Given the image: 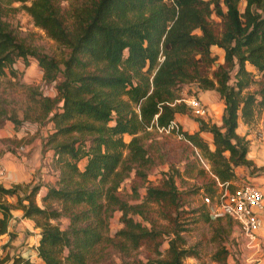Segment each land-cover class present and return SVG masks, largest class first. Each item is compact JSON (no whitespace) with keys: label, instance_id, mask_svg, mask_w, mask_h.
<instances>
[{"label":"trees","instance_id":"1","mask_svg":"<svg viewBox=\"0 0 264 264\" xmlns=\"http://www.w3.org/2000/svg\"><path fill=\"white\" fill-rule=\"evenodd\" d=\"M14 3L57 45L58 57L39 52L8 29L5 17L16 10ZM212 46L222 53L218 64ZM29 56L50 93L37 90L42 86L27 89L29 104L20 117L8 112L0 98V124L7 119L14 127L26 122L37 127L41 120L50 124L41 147L50 151L54 182L47 184L41 206L34 201L39 185L20 195V184H0V235L10 210L20 209L39 228L40 264H96L94 251L103 242L128 258L121 264H184L182 259L194 254L183 246L179 224L162 233L132 218H145L147 203L168 207V217L170 206L178 213L185 203L186 192L173 180L179 175L176 168L160 172L158 186L142 172L150 169L152 159L143 138L188 110L179 94L185 84L196 91L214 90L223 102L219 126L197 119L196 132L176 124L168 131L188 142L197 151L193 155L208 165L211 178L203 194L213 196L216 181L234 178L236 166L252 176L264 174V166L255 167L246 158L247 141L235 133L238 119L250 122L264 106V0H71L66 9L58 0H0V76L16 77L13 64ZM251 84L257 88L250 92ZM199 131L211 134L213 150ZM129 170L145 180L141 195L131 187L139 198L135 204L118 193L122 173ZM115 213L120 228L109 236ZM60 217L67 220L63 228L49 221ZM160 236L166 237L164 255L158 250ZM150 244L157 256L129 258L132 250ZM10 264L35 263L13 256Z\"/></svg>","mask_w":264,"mask_h":264},{"label":"rangeland","instance_id":"2","mask_svg":"<svg viewBox=\"0 0 264 264\" xmlns=\"http://www.w3.org/2000/svg\"><path fill=\"white\" fill-rule=\"evenodd\" d=\"M70 1L71 0H58V3L61 7L66 9ZM12 6L16 7V10L9 11L5 17L8 29H10L17 38L22 39L27 45L36 48L39 52H45L54 57H58L61 52L57 45L47 38L40 29L33 26L30 17L22 9H19L17 3L12 4ZM215 64H218V60L215 61ZM245 67L247 70L255 73V70L250 65L246 64ZM13 68L16 70V77H11L8 73L7 75L0 76V98L5 99L4 107H6L8 112L11 111L20 117L21 111L23 112L25 106L29 104L26 94L27 89L31 88L35 90L42 86V89L37 90L44 93H50V90L48 87L45 88L44 84L41 82V71L33 57H27L25 63L19 58L13 64ZM254 77L258 78L257 75ZM256 88V84H251L247 90L251 92ZM193 89V86L183 85L179 90L182 100L193 96L191 92ZM185 95H187V97ZM183 102L185 103V101ZM204 105L208 114V108L206 104ZM207 114L202 118H207ZM260 114L261 118H264V106L258 109L255 118L259 119ZM185 115L191 121H194V119H201V117L193 116L189 109ZM254 119L250 122L243 123L249 124L254 122ZM35 127L36 126L33 127L28 124V122L20 124L19 127H14L8 119L0 124V163L2 161H10L7 164L9 167L12 166L15 169L19 166L29 168L32 176L31 181H35L36 178L38 179L33 184L30 182L22 183L19 187L20 195H22V192L25 191L27 187L36 185V183L40 181L38 174H44V180H46V182H54L53 171L49 168L50 153L46 150L42 151L41 140L39 141V137L41 136L42 138L48 132L50 124L45 120H41L40 124H37L36 128H39L37 131L34 130ZM184 128L186 132L190 129L186 125ZM255 128H257L254 130V135L256 137L258 132L264 133V120L262 121L261 127ZM123 139L127 141L129 136L123 135ZM142 142L148 149V153L152 156V166L150 164V169L147 168L142 171L145 175V179H147L150 184L158 186L160 180H157V178L160 172H173L175 168L180 169L182 164L191 176L184 177L186 178L184 179L180 175H174L173 180L175 184L181 188V191L186 192L182 194V200L185 203L183 208L178 210V213H175V211L172 210L173 207L170 206V215L168 217V207L163 210L153 203H147L143 208L145 218L139 215H132V218L162 233H164V230H171L178 224L183 227L184 230L178 229L179 235L183 240V246L194 252V254L182 259L184 264H226L225 261L227 259L230 264L257 263L254 258L249 261L245 260L244 253L246 251H243L242 245L240 244L242 238L235 221L227 218L208 221L205 208L202 206L200 198L202 194L206 192L204 189L209 185L211 176L207 173L197 156H195V154L193 155L194 152H197L196 149L185 140L181 138L178 139L175 134L170 135V132L161 130L151 132V136L143 138ZM152 142H154L155 145L152 144ZM148 145H151V147L149 148ZM184 157L185 160L183 163ZM202 162L205 163L204 160H202ZM79 165H82V161ZM122 175V180L124 181L119 187V196L128 204L138 203L139 198L134 196L131 187L134 186L136 192L141 195L143 193V183L145 182L144 178L138 175L135 176L130 170L128 172H123ZM248 182L257 186H262L264 183L262 179L253 178L252 176L249 177ZM10 202L15 203V198ZM163 214H166L167 218H164ZM114 215L116 217L110 219L108 224L107 233L109 236H112L113 233L120 228V224L117 221L118 215L117 213ZM175 215L177 217H175ZM49 221L51 223H57L60 228H63L67 222L65 217H60L57 220L50 219ZM262 227L258 231V235L261 234L263 230ZM164 236H160L163 242L158 246L161 255H164L167 248L166 237ZM252 248L253 247H251V249ZM263 254L264 251H262L261 256H263ZM155 256L157 255L153 250L152 244H150L148 246L141 245L132 250L129 258L144 260L146 257ZM259 257L258 255L255 256V258ZM94 258L97 259L96 264H121L122 260L128 259L122 258L112 244L106 242H103L95 248Z\"/></svg>","mask_w":264,"mask_h":264},{"label":"crops","instance_id":"3","mask_svg":"<svg viewBox=\"0 0 264 264\" xmlns=\"http://www.w3.org/2000/svg\"><path fill=\"white\" fill-rule=\"evenodd\" d=\"M211 50L217 55L218 62H221L222 60V53L220 49L212 46ZM192 86V85H190ZM191 92L199 98V100L206 104L208 108V114L207 118H202L203 121L208 123H214L215 125H220V119L222 115L223 110V102L217 95V93L214 90H197L194 88L191 90ZM181 96V94H180ZM187 97V95H185ZM264 118L254 119V122H251L249 124H244L240 119L237 120L235 133L243 137L247 141V152H246V158L250 160L255 167H263L264 166V148L262 145H260L254 135V130L257 129L255 127H261L262 121ZM173 122L180 127L182 131L185 130V125L189 127L188 133H193L198 131V121L197 119H194V121H191L186 117L185 114L176 113L173 119ZM153 130L150 129V132ZM173 133H170L172 135ZM198 135L200 138L206 143L209 150H213L214 146L212 144V137L209 132L206 131H199ZM41 136L39 137V141ZM178 138V137H177ZM179 139V138H178ZM184 140V139H183ZM38 141V143H39ZM50 153V151H47ZM50 155V154H49ZM185 157L183 158L184 163ZM201 159L199 158V161ZM10 161H2L0 163V166L3 168V175L0 178V184L8 188L14 184H22L26 182H30L33 184L35 181H31V170L29 168H23L21 166L17 167V169L13 168L12 166L9 167L7 164ZM204 163V162H203ZM207 171L208 165L206 162L203 165ZM175 167V166H174ZM184 166L182 164L181 168L177 169L179 171V175L181 177H190V174H187L184 171ZM233 172L235 174L234 178L227 180L224 183L223 186L227 188L228 191H232L237 186L242 184L244 181H248L249 177L252 175H249V171L244 166H236L233 168ZM40 177V183H36L38 186L37 193L35 194L34 201L36 205L41 206V197L44 195L45 188L47 184H51L52 182L48 183L46 180H44L45 175L44 174H38ZM253 178H260L264 181V174L252 176ZM186 179V178H184ZM52 181L51 179H49ZM220 182L216 181V192L221 190ZM177 186V185H176ZM262 193L264 194V183L262 186H258ZM178 189H181L177 186ZM15 197H9L7 198L8 201H12V199ZM205 208V207H204ZM206 213V212H205ZM264 213V211H263ZM11 218L8 221L6 232L0 235V259L4 256H7V259L3 262V264H10L11 258L13 256H20L25 259H29L31 262L35 264H40V260L36 256V246L38 243L39 238V228L34 226V222L30 218L22 217V211L18 208H12L10 210ZM207 216V214H206ZM208 221L210 220H221L223 218L219 219H210L207 216ZM229 219V218H227ZM231 220V219H229ZM233 221V220H232ZM263 224V225H262ZM263 226V227H262ZM261 227L263 228L261 234L256 237V244L251 249V246H248L245 242V240L242 238V242L240 243L242 245L243 251L245 250V260L249 261L252 258L257 261L255 264H264V254L262 255V251H264V214H263V221L261 223ZM260 227V228H261ZM260 230V229H259ZM262 247V248H261ZM261 248V249H260ZM262 250V251H260ZM259 251V252H256ZM260 256L259 258H255V256ZM226 264H230L228 262V259L225 261Z\"/></svg>","mask_w":264,"mask_h":264},{"label":"built area","instance_id":"4","mask_svg":"<svg viewBox=\"0 0 264 264\" xmlns=\"http://www.w3.org/2000/svg\"><path fill=\"white\" fill-rule=\"evenodd\" d=\"M183 101L193 116L203 117L207 114L205 105L194 94ZM175 127V123L171 122L167 128L158 130L169 131ZM255 139L264 148V133L258 132ZM200 161L204 165L202 160ZM2 175L3 168L0 166V178ZM223 185L224 183L220 184L221 190L215 192L213 196L202 194L200 199L206 214L210 219L229 218L235 221L246 244L254 247L263 221L264 194L257 185L248 181L242 182L232 191H228Z\"/></svg>","mask_w":264,"mask_h":264}]
</instances>
